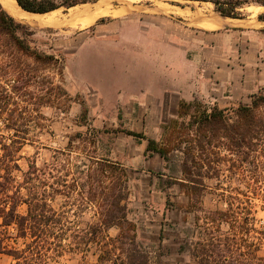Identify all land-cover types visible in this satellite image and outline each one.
Returning <instances> with one entry per match:
<instances>
[{
    "label": "rangeland",
    "instance_id": "rangeland-1",
    "mask_svg": "<svg viewBox=\"0 0 264 264\" xmlns=\"http://www.w3.org/2000/svg\"><path fill=\"white\" fill-rule=\"evenodd\" d=\"M102 7L108 14L88 22L91 13ZM243 11V20L231 21L222 18L208 2L101 0L73 10L61 8L48 23L22 22L35 30L36 47L64 58L66 64L61 79L56 69L43 71L24 58L17 66L3 64L0 57V158L4 154L2 144L28 139L19 152L13 153L16 162L11 166H19L12 170L13 176L23 183V173L36 161L41 183L60 190L49 203L59 214L66 213L70 222L72 231L64 235V244L81 242L76 232L100 222L97 203H90L88 192L105 186L116 196L121 179L118 172L110 179L97 174L94 181L82 173L86 172L85 165H90L89 159L96 158L125 165L130 180L128 218L137 225L138 240L149 252L151 264H194L188 250L190 242L207 236L196 224L211 212L226 210L222 193L240 197L243 206L251 210L245 238L252 249L248 248L250 255L247 248L243 250L247 258L262 264L264 158L246 162L243 172L233 169L229 152L222 150L226 158L215 159L221 171L218 175L204 171L205 187L194 192L189 185L170 179L174 176L184 181V154L172 155L169 162L159 157H147L145 162L139 159V139L127 135L131 128H146L142 134L161 143L169 125L189 119H179L174 100L167 110L170 115L138 116L152 108L142 87L145 84L151 89L155 81L166 76L167 65L168 75L188 89L187 95L193 98L189 103L212 108L216 102L232 118L234 110L251 105L252 96L264 89V24L258 19L264 8L251 6ZM102 18L105 21L98 23ZM19 71L21 83L17 82ZM44 73L53 80L44 79ZM58 85L77 103L71 105ZM85 110L87 118L83 119ZM182 147L186 150L191 144L183 143ZM64 149H70L69 157H60L52 175L48 174L47 164L54 162L57 150ZM192 170L194 175L198 173ZM2 175L6 177L5 171ZM66 181L69 188L63 187ZM18 211L26 215L27 207L20 206ZM200 224L205 226L203 220ZM220 227L224 233L231 231L227 224ZM16 229L0 226V238L10 250L25 249V240L16 238ZM108 234L116 237L119 229L112 228ZM182 244L187 248L181 251ZM43 252L46 255L38 264H99L94 245L87 253L57 251L56 247ZM15 263L12 256L0 254V264Z\"/></svg>",
    "mask_w": 264,
    "mask_h": 264
},
{
    "label": "trees",
    "instance_id": "trees-1",
    "mask_svg": "<svg viewBox=\"0 0 264 264\" xmlns=\"http://www.w3.org/2000/svg\"><path fill=\"white\" fill-rule=\"evenodd\" d=\"M101 0H17L25 11L34 14H47L61 8L71 9L79 5L98 3ZM212 3L215 11L222 17L233 20L245 18L244 9L251 6L264 7V0H184ZM260 22H264V13L258 16ZM102 18L98 23L104 22ZM36 32L29 25L16 20L0 1V57L3 64L12 63L17 66L20 58L30 60L37 64L43 71L56 69L61 79L64 76L66 60L60 56L40 50L34 45ZM11 66V65H9ZM18 68V67H17ZM20 71L18 76L21 75ZM23 76L17 77V82ZM50 82L51 76L44 73L42 76ZM57 88L64 93L71 105L77 103L74 97L69 96L67 90L61 85ZM87 110L82 118H87ZM234 118L227 115L226 110L215 105L212 108L199 106L198 102H182L179 108V119L189 117L188 120L174 121L169 125L167 134L161 143L153 139H147L143 134L127 132V135L140 140H147L146 155H159L165 162L171 161L172 155L181 152L186 156L182 162L181 173L185 179L171 176V180L179 185H189L192 191L200 186L205 187L204 171L212 170L214 175L221 171L219 160L222 150L229 152L232 167L235 170L245 172L244 164L253 161L258 162L264 158V89L252 96V103L248 106H240L233 111ZM28 139L22 141L11 140L10 144H2L4 154L0 158V218L3 227H16L18 239L25 240L26 248L10 250L5 240L0 238V254L12 256L15 264H38L41 256L46 254L47 248H57L61 251L82 250L89 252L91 245L96 246L99 264H151L149 252L138 240L137 225L128 218L126 202L129 199V173L119 163L108 160L90 158V165H85L88 179L95 180L97 174L110 179L116 172L121 176L120 185L116 196H112L110 187L102 190L88 192L90 203H97L100 222L89 225L86 230H78L77 237L81 242L64 244L65 236L72 228L67 220L66 213L59 214L50 205L56 193L54 185L41 183L40 168L36 161L29 165V170L23 173V183H18L13 176L12 163L16 160L13 153L19 152ZM18 147H15L16 144ZM183 143L191 144V147L183 150ZM69 148L71 144L69 143ZM14 148V150H13ZM12 150V151H11ZM66 150V151H65ZM194 150L197 152L195 153ZM69 152L66 153V152ZM53 157L54 162L47 164L49 173L62 156L70 155V149L57 150ZM11 157V158H10ZM198 170L196 175L193 170ZM19 169V168H17ZM5 171L6 177L2 175ZM51 171V172H50ZM69 176V175H68ZM208 178V177H207ZM210 178V177H209ZM5 180V183L3 182ZM66 184L65 188H69ZM46 187L51 190L48 191ZM188 187V186H187ZM12 189H15L12 190ZM23 190L26 194H23ZM99 195V198L98 196ZM226 210L211 212L205 217L203 223L197 222V227L205 232V238H199L197 242H190L189 252L194 264H256L254 258H247L243 249H252L247 245L246 235L249 232L251 222V210L244 207V202L238 196L222 193ZM87 198V197H86ZM98 198V199H97ZM190 198V195H189ZM88 199V200H89ZM27 207L26 215L19 213L20 206ZM223 224L230 226V232L221 230ZM112 228H118L119 234L111 237L108 233ZM30 242H27V241ZM192 241V240H191ZM76 245V247H75ZM81 245H83L81 247ZM187 248V244L181 245V251ZM248 249V255H250ZM264 264V259L262 260Z\"/></svg>",
    "mask_w": 264,
    "mask_h": 264
},
{
    "label": "crops",
    "instance_id": "crops-1",
    "mask_svg": "<svg viewBox=\"0 0 264 264\" xmlns=\"http://www.w3.org/2000/svg\"><path fill=\"white\" fill-rule=\"evenodd\" d=\"M225 19H227V18H225ZM228 20L238 21V20H233V19H228ZM261 23L264 24V22H261ZM163 35H164V38H166V35L165 34H163ZM165 44L167 46H170L168 44V42H166V39H165ZM166 69H167V75L160 77L159 82L155 81L151 85V86H153V87H151V89L146 88L145 84H144V87H142L143 89H141V92L142 91L147 92L148 97H149L148 98L149 103H151L152 108H151L150 112H141V114H139L138 116L160 117V116L170 115V113H168L167 110H169L170 104L172 103L173 100L176 103L175 108L177 110V115H178L180 104L182 102H188L189 103L190 101L193 100L192 97H189L187 95L188 89L186 88V86H183V87L180 86V83H177L175 81L174 77H171L170 75H168L170 65H167ZM213 103L216 105V102H213ZM146 131H147L146 128H141V130H139V129H136V127H134V128H131L127 132H134L137 134H142L144 132V134H146ZM147 147H148V141L147 140H140L141 152H140L139 156L142 157V158H139L140 160L144 158V161L146 162L147 157L148 158L159 157L162 160V158L157 154H154L153 156H150L149 154L146 155ZM121 165L125 167V165H123V164H121Z\"/></svg>",
    "mask_w": 264,
    "mask_h": 264
},
{
    "label": "bare ground",
    "instance_id": "bare-ground-1",
    "mask_svg": "<svg viewBox=\"0 0 264 264\" xmlns=\"http://www.w3.org/2000/svg\"><path fill=\"white\" fill-rule=\"evenodd\" d=\"M2 2V4L4 5V7L6 8V10L18 21H21V22H27L31 25H40L42 23H48L49 22V17H51V15L55 14L56 12H58L59 10H56V11H53V12H50V13H47V14H34V13H30V12H27L25 11L23 8H21L19 6V4L16 2V0H0ZM5 1L9 2L11 7L7 6L5 4ZM130 1H138L139 0H130ZM141 1V0H140ZM150 1H154V0H150ZM143 2V1H142ZM161 2V1H160ZM159 2V3H160ZM155 3V2H154ZM158 3V4H159ZM163 3V2H161ZM161 3L159 6H161ZM165 4V3H164ZM163 5V4H162ZM108 6V5H107ZM158 6V8H159ZM165 5H163L164 7ZM170 6V5H169ZM168 6V7H169ZM79 6L77 7H74V8H71L69 10H73V9H76L78 8ZM110 7V6H108ZM171 7V6H170ZM174 7V6H173ZM177 7V6H176ZM258 7V6H257ZM106 8V7H105ZM180 8V7H179ZM258 8H263V7H258ZM112 9V8H111ZM161 9V8H160ZM165 9V8H164ZM255 9V8H254ZM109 10V9H108ZM166 10V9H165ZM172 10V9H171ZM183 10V9H182ZM112 11V10H111ZM115 11V10H114ZM118 11V10H116ZM176 11V10H175ZM120 13V12H119ZM124 13V12H123ZM170 13V12H169ZM195 13V12H194ZM193 13V14H194ZM92 15L88 18V22H93L95 21L98 17L102 16V15H107V10L104 9V7H102L101 9L97 8L96 10H94L92 13ZM112 14V13H111ZM114 14V13H113ZM185 14L184 13V17H185ZM197 14V13H196ZM210 14V13H209ZM110 15V14H109ZM177 15V14H176ZM190 15V14H188ZM192 15V14H191ZM111 16V15H110ZM116 16V15H114ZM120 16V15H119ZM181 16V15H180ZM198 16V15H197ZM189 17V16H188ZM53 20V19H52ZM82 20V19H81ZM98 20V19H97ZM61 21V20H60ZM83 22V21H82ZM96 22V21H95ZM216 23V22H214ZM79 24V23H78ZM218 25V24H217ZM221 25V24H220ZM91 26V25H90ZM208 26V24H207ZM82 27V26H81ZM83 28V27H82Z\"/></svg>",
    "mask_w": 264,
    "mask_h": 264
},
{
    "label": "water",
    "instance_id": "water-1",
    "mask_svg": "<svg viewBox=\"0 0 264 264\" xmlns=\"http://www.w3.org/2000/svg\"><path fill=\"white\" fill-rule=\"evenodd\" d=\"M16 2H17V0H16ZM17 3H18V2H17ZM5 4H6L7 6L11 7V5H10L9 2L5 1ZM19 6H20V5H19Z\"/></svg>",
    "mask_w": 264,
    "mask_h": 264
}]
</instances>
